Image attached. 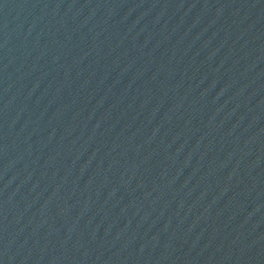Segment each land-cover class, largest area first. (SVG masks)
Wrapping results in <instances>:
<instances>
[{"label":"water","instance_id":"1","mask_svg":"<svg viewBox=\"0 0 264 264\" xmlns=\"http://www.w3.org/2000/svg\"><path fill=\"white\" fill-rule=\"evenodd\" d=\"M0 264H264V0H0Z\"/></svg>","mask_w":264,"mask_h":264}]
</instances>
